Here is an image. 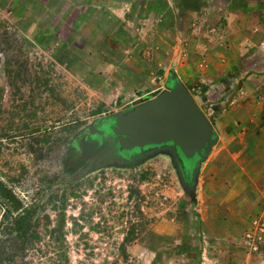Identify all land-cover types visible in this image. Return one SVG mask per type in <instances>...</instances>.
Returning <instances> with one entry per match:
<instances>
[{
  "label": "rangeland",
  "instance_id": "374dc122",
  "mask_svg": "<svg viewBox=\"0 0 264 264\" xmlns=\"http://www.w3.org/2000/svg\"><path fill=\"white\" fill-rule=\"evenodd\" d=\"M252 18L264 0H0V225L13 193L41 230L65 214L71 264H264L260 215L242 228L206 171L81 144Z\"/></svg>",
  "mask_w": 264,
  "mask_h": 264
},
{
  "label": "crops",
  "instance_id": "0c3cea01",
  "mask_svg": "<svg viewBox=\"0 0 264 264\" xmlns=\"http://www.w3.org/2000/svg\"><path fill=\"white\" fill-rule=\"evenodd\" d=\"M250 19L237 34L222 33L217 46L203 49L199 63L181 54L175 74L188 90L200 91L197 104L209 112L216 136L192 189L206 171L211 193L232 207L231 218L242 228L255 213L264 217V21Z\"/></svg>",
  "mask_w": 264,
  "mask_h": 264
},
{
  "label": "water",
  "instance_id": "95a60500",
  "mask_svg": "<svg viewBox=\"0 0 264 264\" xmlns=\"http://www.w3.org/2000/svg\"><path fill=\"white\" fill-rule=\"evenodd\" d=\"M169 81L173 84L167 90L104 123V132L92 130L91 133L107 132L116 138L115 154L120 157L132 151L143 154L148 148L161 150L169 146L185 161L196 159L192 161L193 180L216 136L211 122L185 85L173 73Z\"/></svg>",
  "mask_w": 264,
  "mask_h": 264
},
{
  "label": "trees",
  "instance_id": "16d2710c",
  "mask_svg": "<svg viewBox=\"0 0 264 264\" xmlns=\"http://www.w3.org/2000/svg\"><path fill=\"white\" fill-rule=\"evenodd\" d=\"M192 168L193 163H190L189 176ZM8 199L9 223L0 225V264H35L32 256L40 257L45 250L50 253L47 264H71L66 244L65 214L61 216L60 225L41 230L32 223L35 205L25 206L13 193H9ZM123 249L124 246H120V250Z\"/></svg>",
  "mask_w": 264,
  "mask_h": 264
},
{
  "label": "flooded vegetation",
  "instance_id": "af4514ba",
  "mask_svg": "<svg viewBox=\"0 0 264 264\" xmlns=\"http://www.w3.org/2000/svg\"><path fill=\"white\" fill-rule=\"evenodd\" d=\"M168 83L169 85L167 84V89L173 84V82L168 80ZM96 131L104 132L105 130H104L103 125L98 126ZM89 139H90V145H86V142L84 140L81 141V144L85 147V150L88 153H91L93 151H99L101 149L105 150L109 148V149H113V151H108V153L110 155H114L115 151L118 149L116 138L112 137L107 132L101 133V134L94 133L92 134V136H89ZM164 148H169V146L164 147ZM152 150L154 149H151V148L145 149L143 154L150 152ZM143 154H139L136 151H132V152L124 154V157L133 158L134 156L143 155ZM175 158L178 162L179 169L183 175V179L185 180L189 188L192 187V178L191 176L188 175V167L190 163H192L193 160L185 161L178 151L175 155Z\"/></svg>",
  "mask_w": 264,
  "mask_h": 264
},
{
  "label": "built area",
  "instance_id": "2783aa9c",
  "mask_svg": "<svg viewBox=\"0 0 264 264\" xmlns=\"http://www.w3.org/2000/svg\"><path fill=\"white\" fill-rule=\"evenodd\" d=\"M190 92V94L192 95V97L195 99V101L197 102L199 96H200V91L197 88H192L191 90H188ZM208 110V108H207ZM209 112L207 111L206 114H208ZM261 222L262 227H264V217H260L259 220H256L255 223Z\"/></svg>",
  "mask_w": 264,
  "mask_h": 264
}]
</instances>
